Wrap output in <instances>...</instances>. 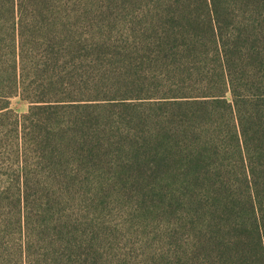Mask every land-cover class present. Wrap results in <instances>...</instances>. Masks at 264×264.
<instances>
[{
	"label": "trees",
	"instance_id": "1",
	"mask_svg": "<svg viewBox=\"0 0 264 264\" xmlns=\"http://www.w3.org/2000/svg\"><path fill=\"white\" fill-rule=\"evenodd\" d=\"M74 1L0 0V264H92L116 178L173 207L184 264H264V0Z\"/></svg>",
	"mask_w": 264,
	"mask_h": 264
},
{
	"label": "rangeland",
	"instance_id": "2",
	"mask_svg": "<svg viewBox=\"0 0 264 264\" xmlns=\"http://www.w3.org/2000/svg\"><path fill=\"white\" fill-rule=\"evenodd\" d=\"M71 5L81 9L83 6H126L121 0H75ZM115 11L121 12L118 8ZM105 19L114 30L117 27L114 20L121 22L123 17L106 13ZM118 34L113 31L108 41L124 42ZM28 104L18 95L9 98V107L19 114L27 111ZM4 156L6 153L0 156L2 169L14 159ZM4 181L2 175L0 184ZM115 181L104 183L98 198L93 197L97 200L96 208L89 211L93 216L89 226L94 231L95 248L91 252L92 264H184L183 237L177 228L173 207L161 204L156 193L150 201L144 197L149 191L140 189L139 193L131 183L125 184L118 178Z\"/></svg>",
	"mask_w": 264,
	"mask_h": 264
}]
</instances>
